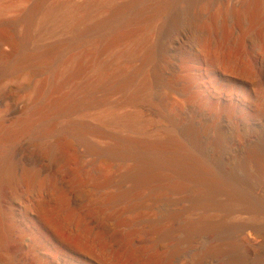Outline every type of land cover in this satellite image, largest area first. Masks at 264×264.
I'll return each instance as SVG.
<instances>
[{
    "label": "bare ground",
    "instance_id": "6f19581e",
    "mask_svg": "<svg viewBox=\"0 0 264 264\" xmlns=\"http://www.w3.org/2000/svg\"><path fill=\"white\" fill-rule=\"evenodd\" d=\"M47 1L0 24V86L48 75L0 90V264H264V0Z\"/></svg>",
    "mask_w": 264,
    "mask_h": 264
},
{
    "label": "rangeland",
    "instance_id": "374dc122",
    "mask_svg": "<svg viewBox=\"0 0 264 264\" xmlns=\"http://www.w3.org/2000/svg\"><path fill=\"white\" fill-rule=\"evenodd\" d=\"M36 0H0V24L9 25L15 28V35H21V28L16 26L14 23L19 18L23 17L28 8L35 2ZM105 0H48L47 6L49 5H60V3H80V4H88L93 2H103ZM129 0H115L116 3H125ZM72 39V35L69 31H66L63 27H58L55 29L52 35L44 36L43 38L38 39L34 43L28 44L26 50L28 52H34L36 50H41L50 45L62 44L66 41H70ZM63 53L66 48L61 50ZM82 49L76 48L71 54H81ZM91 73H87L84 77H91ZM48 75L43 74L40 77H32L28 75L26 71L22 74L16 75L14 77H9L5 79V81L0 86V90L6 89L11 96L14 97V104H25L26 106L29 104L30 97L33 94L35 86L43 79H46ZM81 82V81H80ZM100 97L99 94H97ZM43 99L38 100L37 103L42 102ZM30 108V107H29ZM27 108V109H29ZM5 114V109L0 108V120L3 118ZM13 215L16 221H22V214L19 211L13 209Z\"/></svg>",
    "mask_w": 264,
    "mask_h": 264
}]
</instances>
